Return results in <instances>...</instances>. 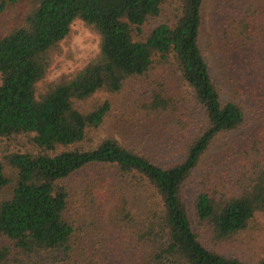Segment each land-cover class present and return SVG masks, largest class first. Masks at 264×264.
I'll use <instances>...</instances> for the list:
<instances>
[{
  "label": "trees",
  "instance_id": "16d2710c",
  "mask_svg": "<svg viewBox=\"0 0 264 264\" xmlns=\"http://www.w3.org/2000/svg\"><path fill=\"white\" fill-rule=\"evenodd\" d=\"M204 5L0 0V139L31 148L0 159V264H264L224 249L264 217V5L219 37V78ZM76 22L100 53L48 81Z\"/></svg>",
  "mask_w": 264,
  "mask_h": 264
},
{
  "label": "rangeland",
  "instance_id": "374dc122",
  "mask_svg": "<svg viewBox=\"0 0 264 264\" xmlns=\"http://www.w3.org/2000/svg\"><path fill=\"white\" fill-rule=\"evenodd\" d=\"M250 2H254L258 6L264 5V0H205L201 42L212 72L218 78L219 75L223 76L225 73L224 65L221 62L223 58L219 56V37L224 32L233 30L232 25L236 23L235 20L233 22V19L241 15ZM68 52H70L72 58H68L66 54L59 58L48 81H55L64 74H70L83 68L90 59L95 58L100 53V38L81 22H76L73 25V37L70 45L64 48V53ZM109 99H112V97L106 93H100L94 98V102L102 104ZM114 100L116 111L108 120L105 131H111L114 127L127 124L128 120L130 122V119L135 118L134 112L139 108L133 105V101L126 93ZM130 105H132L131 109L124 113ZM126 137L121 138L120 136V140L127 139ZM28 150H31L28 140L7 141L6 139H0V159L8 153L26 152ZM73 213L75 214L76 211H73ZM192 223L195 229L194 217H192ZM3 242L0 239V243ZM212 245L219 247V243H213ZM224 249L230 257L238 256L250 262L264 259V217L259 216L257 221L252 223L249 230L242 234L236 243H225Z\"/></svg>",
  "mask_w": 264,
  "mask_h": 264
}]
</instances>
